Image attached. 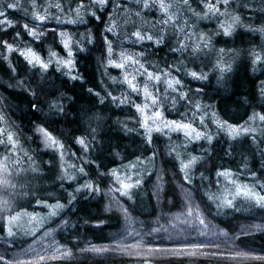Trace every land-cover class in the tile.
Wrapping results in <instances>:
<instances>
[{
	"label": "trees",
	"instance_id": "16d2710c",
	"mask_svg": "<svg viewBox=\"0 0 264 264\" xmlns=\"http://www.w3.org/2000/svg\"><path fill=\"white\" fill-rule=\"evenodd\" d=\"M126 2L132 3L133 6L130 13L122 11L119 14L117 23L125 20L128 24L124 28L119 24L114 30L116 35L107 34L113 44L111 58L115 63H124L126 70L108 66L109 55L103 44V30L109 15H116L111 4L103 13H98L101 16L100 20L85 17L86 24L64 22L58 24L52 18L43 25H37L39 30L48 33L43 43L32 40L24 32L25 23L32 25L31 13L25 16L23 11L8 10L9 19H12L17 27L9 28L6 33L0 31V39L9 42H12L17 32L21 33V39L17 44H30L42 56L49 55L50 42L53 38L50 30L53 28L57 32L63 31L72 35L76 40H80L83 34L89 32L94 38V43L86 44V50L83 52L79 51L78 47H73L76 52L74 55L76 69L72 74H79L83 77L82 80L73 81L62 72H56L54 67L49 68L44 74L47 76V81L43 86L48 91H55L56 97L63 96L60 102L65 106L64 114H53L47 119L44 114L33 111L30 103L32 96L22 90L28 87V83H31L34 89L41 85L40 71L31 69L18 53H11L8 59H4L6 52L0 49V115L5 117L4 121L0 122V128L11 130L19 143L27 147L32 156L42 155L52 161L57 151L46 148L37 132V126H46L53 136L65 143L69 153H75V156L66 155L64 163H75L78 167L83 164L88 173L87 176L78 175L76 183L67 180L59 182L58 187L63 191L66 208L54 221L43 228L44 230L54 228L67 220L68 223L62 226L63 228L56 230L58 248L70 250L73 255L59 260H46L44 264H146V260L147 264H264V261L250 257L232 258L237 252L264 255V230L257 228V225L264 228V208H259L254 202L248 201L245 204L240 202L246 208V212L230 209L219 212L216 207L219 201L213 202L208 199L209 196L223 199L231 195L228 191L225 193L224 176L218 177L216 175L218 171L228 170L233 178L257 192L260 191L256 184L264 185V157L252 144L251 136L233 142L229 140L226 132L217 129L216 123H211L215 119L212 115L213 111L220 120L226 119L233 125H243L254 111L264 114V98L259 93V85L264 81V61L254 65L251 56L252 50L260 51L261 47H264V34L250 30L264 27V13L255 9L258 0H249L248 7L241 6L242 0H230L228 12L239 15L242 21V26L237 27L231 36H224L220 28L222 21L230 22L225 16L201 18L204 13V0H189V7L183 6L182 0H165V3L179 4L180 7L171 9L170 15L173 20L163 28L158 5L141 10L135 7L134 0H126ZM22 3L28 4L27 0H22ZM63 3H69V0H63ZM78 3L80 0H75L72 6L75 7ZM137 11H140L139 16L135 15ZM221 11H225L223 5ZM140 28H143L147 34H153V41L147 39L142 43L135 41L131 33ZM157 32L165 36V43L159 46L155 43ZM200 35L211 36V50L193 51V47L199 43ZM180 41L185 42L189 47L183 52L173 53L171 49L177 48ZM220 49H224L223 54L220 53ZM52 50L57 55L65 54L59 44V37ZM127 56L139 60L147 71L161 75L159 83L154 81L148 83L149 92L158 101L155 106L152 105L151 100L145 99L141 88L145 85V79L147 81L146 73L141 74L143 69H140L139 64L132 65L131 62H127L125 59ZM167 65L180 67L183 71L173 70L170 76H163L162 73L168 71ZM228 66L231 67V71L223 73L227 83L225 90L217 81L221 76L220 69ZM189 71L204 73L209 79L193 80L187 75ZM125 75L129 78L135 76L134 83L141 90L139 93L132 92L124 83ZM173 78H179L182 82L183 87L179 91L189 92L191 89L189 96L192 102L176 100L177 93L172 92L167 83ZM51 85L54 87H50ZM198 87L203 88V92L199 95L195 92ZM89 88L93 89V93L99 92L100 95L89 93L87 91ZM108 92H112L118 100L113 102L107 95ZM44 99L45 97L41 96V100ZM51 99L53 98L48 97V100ZM101 99L104 100L103 104L100 103ZM121 100L125 102L121 104ZM195 101H199L202 105L210 104L212 108L202 109L193 116ZM136 104L141 105L142 108L147 105L145 113H153L156 108L167 120L192 123L196 128L205 129L206 133L213 135V144L209 146L206 140L190 142L179 134L166 136L153 132V143L148 146L145 142L144 130L139 123L143 115L136 111L134 107ZM107 105L110 106L108 111L104 109ZM47 112L48 108L45 104L43 113ZM94 114L106 115L103 125L111 127L108 129L109 132L100 129L102 120L90 122L89 117ZM201 116L204 118L203 125L200 124ZM127 117L136 120L133 134L121 131L118 126L120 120ZM259 123L257 120L253 126H259ZM97 124L99 127L95 140L92 141L91 128L97 127ZM77 136L89 138V152H85L75 144ZM232 147H235V151H232ZM259 147L264 149V144H260ZM41 149H46V152L40 153ZM205 149L211 153V156L204 155ZM153 153L156 154L155 160L149 161L148 158ZM180 153L181 158L198 157L199 162L191 173L193 183L186 187L193 190L192 202L200 206L207 224L216 228L217 233L222 232L226 235H218L217 238L208 240L197 234L201 237L198 238L195 234L197 224L178 237L172 233L171 240L165 233L148 234L152 227H156L155 221L161 214L174 217L185 211L186 194L181 187L183 173H180V163L177 159V154ZM137 157L145 160L148 166L141 177L143 181L141 187L133 190L132 200L120 197L118 193H110V188L119 185L114 184V179L110 175L101 176L100 173H108L113 169L118 172L126 164L137 161ZM85 161L87 163H84ZM86 182L98 185L100 194L91 198H86L88 197L86 192L76 194L77 199L72 205H68V193H75V189ZM157 188L162 189L159 200L153 195ZM105 192L117 201L114 203L117 204L115 209L108 207L110 198L106 197ZM120 204L129 210L130 220L126 231L123 225L125 215L119 207ZM160 222L165 223L164 220ZM242 230L246 234H242ZM138 233L141 235H137ZM118 234H123L120 239L125 244L142 241L141 254L109 252L96 255L81 252V249L91 245L114 246L116 241L113 237ZM209 241L214 242L213 246L199 250V254L195 256H174L165 252L147 256L145 252L149 246L167 249L177 246L178 243H209ZM11 242L10 247L3 242L0 243V255L13 257L14 254L21 259H32L35 254L24 255L30 245L37 253L49 256L53 254L35 246L36 243H33V237L30 236Z\"/></svg>",
	"mask_w": 264,
	"mask_h": 264
},
{
	"label": "snow or ice",
	"instance_id": "6c2138e0",
	"mask_svg": "<svg viewBox=\"0 0 264 264\" xmlns=\"http://www.w3.org/2000/svg\"><path fill=\"white\" fill-rule=\"evenodd\" d=\"M75 3V0H69V3L67 4V7L64 6L63 0H60V2H57L55 5H49V8L55 7L57 11L62 14L63 16L71 17V19H68L66 21L61 20V15H56L55 17H51L48 15L49 8H45L44 12L45 14L41 15L40 10L37 6V0H31L30 4L22 3V0H0V31L7 32L9 28L17 27V25L14 23L12 19H9L7 15L8 10L13 11H23L25 16H27L29 13H31V20L32 25L30 26L29 23H25L23 25L24 32L27 34L28 37H30L32 40L43 43L44 38L47 37V32L39 30L37 25H43L47 20L55 18L56 22L59 24L61 22L64 23H72V24H86L87 21L85 17H94L97 20L101 19V16L98 15V13H103L105 10H107L108 6L111 4L113 11L116 13V15H109L108 22L105 24L104 27V36H103V44L107 48V52L109 55L108 60V66L109 67H117L120 69L126 70V65L124 63H115L113 59L111 58L113 55V44L112 41L109 39L108 35L109 33H112L116 35L115 28L119 27V24L117 23V17L119 14L124 12H129L130 9L133 6L132 3H127L126 0H80V3L76 4V6L73 8V4ZM183 6L189 7V0H182ZM249 0H242V7H248ZM134 5L137 9H149L152 7H159L161 12V27L167 26L172 20L173 17L170 15V11L173 7H180L179 4H172V3H165V0H134ZM221 5L224 6L225 11H221ZM230 7V0H204V13L203 17L205 18L208 16H225L230 22L222 21L220 23V28L223 31L224 36H231L233 31L237 28L242 26L241 17L239 15H234L230 12H228V8ZM255 9H258L261 13H264V0H258V2L255 5ZM194 15L196 13H193ZM136 16L140 15V11H137L135 13ZM164 17H167L166 19ZM155 26V25H154ZM252 31L260 32L264 34V27L257 28V29H250ZM52 33V41L50 42V48H49V58L45 60L30 44H17V41L21 39V33L17 32L16 36L13 38L12 42H9L8 40H2L0 39V49H2L4 52L11 54V53H18L20 57L23 58V60L26 62V64L31 69H38L41 73V85H38L37 88H33L31 86V83H28V87L23 88L22 90L26 92L28 95L32 96V100L30 101L31 107L33 111L39 112L45 115V118L47 119L53 114L60 115L64 114L65 112V106L60 102V100L63 99V96L56 97L55 91H48L43 86L44 83L47 81V76L44 75L48 72L49 67L52 65L53 60L55 61L56 65V72H62L64 75L68 76L71 80H82L83 77L79 74H72L73 71L76 69V61L74 59V53H73V47H78L79 51L83 52L86 50V44H93L94 38L92 34L85 33L83 34L82 38L80 40H76L72 35H69L66 32L60 31L57 32L56 29L50 30ZM155 43L157 46L165 43V36L161 34L160 32H157L156 34ZM131 36L135 38V41L137 42H143L145 39L148 41H153V34H147L143 28L137 29L136 31H133L131 33ZM57 37H59V44L63 47L64 51L67 53L66 59H61L55 51L52 50L54 46H56L57 43ZM117 39H119V36L117 35ZM199 43H197L193 47L194 52H199L202 49H210L211 44V36H205L200 35L198 37ZM85 46H81V45ZM189 45L186 44L183 41L179 42V45L177 48H172L171 51L173 53L180 51L183 52L186 48H188ZM211 50V49H210ZM220 53H224V49H220ZM264 47H261L260 51L252 50L251 56H252V63L259 64L262 61H264ZM142 55V54H141ZM4 59H8V56L5 55ZM103 59V57H102ZM127 61H130L132 65L139 64L140 69H143V73H146L147 75V81L144 85L143 92L146 100H151V103L153 106H155L158 101L156 97L149 92L148 90V83L149 82H156L159 83L161 80V75H156L153 72L147 71V69L144 67L143 64L140 63L139 60L134 59L132 56H127L125 58ZM168 71L163 72V76H170L171 72L175 70L176 72L183 71L180 67H174L173 65H167ZM13 71H15V68H13ZM221 76L218 79L217 83L223 87L225 90L227 89V83L226 79L223 75L225 71H231V67L228 66L227 68H221ZM188 76H190L193 80H199V81H206L209 79V77L204 73H197L196 71H189L187 73ZM115 79V78H113ZM135 81V76H132L129 78L128 75L124 76V83H126L132 92L139 93L141 90L137 86ZM22 84L24 82H21ZM168 87L171 89L172 92L177 93V99L178 100H189L191 101V97L189 96V92H182L179 91L180 88L183 87L182 82L179 78H173L169 79L167 81ZM50 87H54V85H51ZM89 93H92L96 96H99L100 93L96 92L93 93V89L89 88L87 90ZM196 94L199 95L203 92V88L198 87L195 90ZM259 93L262 98H264V81H262L259 85ZM107 95L111 97L112 101L115 102L118 100V97L113 95L112 92H108ZM41 96H44L45 99L42 101ZM48 97H52L53 99L48 100ZM127 99V98H125ZM125 100H121L120 103L123 104ZM101 104L104 103V100L101 99ZM47 105L48 112L43 113V107L44 105ZM137 112H140L143 115V119L139 121L140 127L144 130V137L145 142L148 146H151L153 143L152 140V133L153 132H161L163 133L165 129L168 131H184V134L188 141H201L206 140L208 145L211 146L213 144L214 137L210 133H206L204 131H198L192 123H184V122H177L175 120L173 121H164L163 115L161 111L154 108L152 116H147L144 112V109L147 108V105H145L143 108L141 105L136 104L134 105ZM194 108L195 112L193 113V116H195L196 113H199L202 111V109L207 110L212 108V105H202L199 101L194 102ZM214 119V123H216L217 129L221 132H226L228 138L230 141H237L239 137L244 136L248 137L251 136L252 138V144L256 147L257 150L260 151V155L264 157V149H260L259 145L264 144V114H261L260 112H253L251 116L248 117V120L245 121L243 125H233L230 124L226 119L220 120L217 117V114L213 111L212 113ZM5 117L3 115H0V122H3ZM103 119L100 115H93L92 117H89L90 122L92 120L95 121H101ZM259 121V126H253L256 121ZM200 124H204V118L203 116L200 117ZM99 127V124H97V127L91 128V140H95V134L97 132V128ZM128 131H131V129H128ZM37 132L42 137V143L45 145L46 148H50L53 151H57L60 156L61 160V175L59 176V179L61 182L67 180L69 182L76 181L78 179V175L87 176L88 173L85 171V168L83 167V164L81 166H77L75 163L68 165L67 168L64 167V160L66 155L75 156V153H69L68 148L61 140L57 139L55 136L52 135V133L47 129L46 126H37ZM89 138L85 136H77L75 137V144L79 145L85 152H89ZM0 146H3L5 150L10 153L11 155H5L4 161H8L13 156L16 155V151L19 147V141L17 137L14 135V133L6 128H0ZM231 147V145H230ZM174 151V150H173ZM232 151H235V147H232ZM171 154V152H170ZM25 157L29 161H33V157L28 155L27 152L24 153ZM204 155L211 156V153L208 152L207 149L204 150ZM156 154L153 153L151 157H149V161L155 160ZM177 159L180 163V173H183V182H182V189L185 191L186 199L184 201L186 211L174 216V217H166L165 215L161 214L159 217H157L155 224L156 227H152L149 235L152 234H161L165 233L168 235V238L171 240L173 239L172 233H175V235L178 237L181 233H184L187 231V229L192 228L194 224H198L202 226L203 229H208V224L206 223V220L203 216V213L201 212L200 206L194 205L192 202V192L193 190L190 186L193 183V180L191 179V173L192 170L196 167L197 163L199 162L198 157L191 156L181 158L179 154H177ZM137 162L143 164V160L140 157H137ZM16 165L19 166L20 161H15ZM84 163H87L85 161ZM129 167L135 168L136 165L132 164ZM68 169H71L72 172L70 173ZM0 171L7 172V164L3 163L0 164ZM32 171H36L35 168L32 169ZM101 176L110 175L114 179V184L119 185L118 187H112L109 189L110 193H118L120 197L126 198L127 200H132L133 198V190L138 189L141 187L143 181L141 178V175L137 173V176L135 180L131 176H125L121 178L120 175H118L117 170L113 169L108 173H100ZM151 175V173H149ZM218 177L220 176H229L231 173L228 170L224 171H218L216 173ZM203 178V177H201ZM9 183L7 176L0 178V186L7 185ZM12 187H15L14 185ZM261 189H264V185H260ZM162 189L157 188V190L153 193L154 196L157 197L159 200L160 193ZM87 193L88 197L91 198L92 196L99 195L100 194V188L98 185L92 183V182H86L80 186H78L75 189V193H68V205H72L73 202L77 199L76 194L80 193ZM236 196H244L245 198L249 199L250 201H253L255 206L259 208H264V194H261V192L254 191L251 188H248L247 185L236 186L235 190ZM115 199V198H114ZM209 200L216 202L217 209L221 208H233L234 207V197L233 198H227L224 197L221 199L220 197H214L209 196ZM37 203H40V201H37ZM11 200H2L0 201V215L3 216V222H2V228L3 231L6 232L7 239L6 243H9V247L11 246V240L14 239L18 232L22 230V225L19 224L20 220V214L13 215L12 209L10 207ZM46 207H51L52 211L49 213L50 216H56L58 214V211L62 210L65 205L60 203L59 201L56 202L55 205L49 206L45 205ZM121 208L123 214L125 215V219H128V208L124 207L122 204L119 205ZM7 213L4 215V213ZM36 218L32 217V220L29 221V223H32V221H35ZM164 220L165 223H161L160 221ZM38 223H42L43 220L37 221ZM65 225L68 223L67 220L63 222ZM257 228L260 230H264V228H261V226L257 225ZM29 234L33 237V243H38L35 240V237L37 235V230H29ZM213 235H226V233H216L213 232ZM242 234H246L244 230H242ZM47 236L48 233H45ZM141 235V234H137ZM200 235H206L205 231H201ZM123 236V234H118L117 236L113 237V240L116 241L114 246L111 247H98L96 245H91L87 248L81 249V252H87V253H93L96 255H103L105 253L109 252H121L126 253L128 255H132L133 252H135L137 255L141 254V244L142 241H138L136 244H125L121 241L120 237ZM214 242L209 241V243H178L177 246L172 248H159V247H147L145 249V252L147 256H152L153 254L165 252L170 253L174 256H181V255H191L195 256L199 254V250L208 248L210 246H213ZM218 247V245H215ZM45 252H47V249H45ZM59 253V255H57ZM30 254H35L34 258L32 259H21L19 257H7L6 255H0V264H44L46 260H59L63 259L65 257H70L73 255V253L70 250H61L60 248H56L52 255H43L36 252V249L33 248L31 245L29 247L28 251L24 252L25 256H29ZM212 255H216V253H212ZM239 257H245V258H252L255 260L264 261V255H251L248 252H237L235 256H233V259L239 258ZM147 264V260H146Z\"/></svg>",
	"mask_w": 264,
	"mask_h": 264
},
{
	"label": "rangeland",
	"instance_id": "374dc122",
	"mask_svg": "<svg viewBox=\"0 0 264 264\" xmlns=\"http://www.w3.org/2000/svg\"><path fill=\"white\" fill-rule=\"evenodd\" d=\"M57 2H60V0H37V6L38 9L40 10V14L43 15L45 14L44 9L49 8V5H55ZM27 3L30 4L31 0H27ZM65 7H67L68 3H63ZM74 8V7H73ZM48 15L51 17H55L56 15H61V20L66 21L68 19H71V17H63L62 14H60L55 7L49 8L48 10ZM55 19V18H53ZM120 27L124 28L128 23H126L125 20L120 21ZM70 35V34H69ZM61 46V45H60ZM62 47V46H61ZM63 48V47H62ZM64 50V49H63ZM73 53L75 55V50L73 48ZM7 56H10V54L6 53ZM42 56V55H41ZM58 56L61 59H66L67 58V53L65 52L64 55H59ZM45 60L49 58V55H43L42 56ZM130 62V61H127ZM131 64V63H130ZM131 66V65H130ZM54 67L56 69L55 61L53 60L52 65L49 67ZM147 77V75L145 76ZM146 83V79L144 84ZM142 90L144 88V85L141 86ZM177 101H180L176 99ZM109 105L104 106V109L108 111ZM146 109V108H145ZM144 109V111H145ZM148 110V109H147ZM147 116H152V112L145 113ZM102 124L100 123V129L102 131H105L106 133L109 132L108 129L111 127L103 125L104 120L106 119V115L102 116ZM164 121H172V120H167L163 117ZM135 123L136 120L132 117H127L123 118L120 120V125H118L121 129V131H125L129 134H133L135 131ZM213 123V121L211 122ZM207 127V126H206ZM196 128V127H195ZM128 129H131V131H128ZM198 131H205L203 128H196ZM160 133L161 135L164 134L166 136L172 135V134H179L183 138L187 139L184 131H168L165 129L163 133L161 132H156ZM244 136H241L238 138V140L243 139ZM105 141V140H103ZM102 141H100L101 143ZM27 152L28 155L32 156L29 153V150L27 147L24 145H21L19 143V147L16 151V155L13 156L11 159L8 161H4V156L5 155H11L8 153L3 146H0V164L6 163L7 164V172L0 171V178H3L7 176V179L9 183L7 185L0 186V201L2 200H11V209H12V214H20V220L19 224L22 225V230L18 232L17 236L12 239L11 241H16L21 239L22 237L26 238L28 236L32 237L29 234V230H37V237H35V240L38 242L36 243L35 246L40 247L41 249L49 252V254L53 253L56 248H58L59 242L56 234V230L58 228H63L62 226H65L63 222L57 224L54 228L46 229L43 228L44 226L50 224L52 221H54L58 215L66 208V203L64 202L63 199V191L59 189L58 185L60 182L59 176L62 174L61 173V160L58 152H55V156L52 161L47 160L45 157L41 156H32L33 161H29L24 153ZM46 152V149H41L40 153ZM181 153L179 154V156ZM181 157V156H180ZM19 160L20 164L19 166L16 165L15 161ZM179 161V160H178ZM64 163V162H63ZM72 164V163H70ZM69 163L65 164L64 167L67 168ZM135 164V168L129 167L130 165ZM148 165L145 164V160H143V164L135 161L129 164H126L122 168L118 170V175L121 176V178L125 176H131L133 180H135L137 173H139L142 177V175L145 172V169L147 168ZM35 168L36 171H32V169ZM68 171L71 173L72 170L68 169ZM78 180V179H77ZM76 181H71L72 183H76ZM224 182H225V187L223 188L225 193L227 191L229 192L230 197L233 198V203L234 207L233 208H221L217 209L219 212L222 211L223 209H230L233 211L237 212H246V208L243 207V204L247 203L250 201L249 199L245 198L244 196H236L235 195V190L236 186H244L247 184H241L238 179L233 178L231 175L229 176H224ZM15 187H12V186ZM258 190L261 192V194H264V189H261L259 184H256ZM249 188V187H248ZM252 189V188H251ZM106 197H109V205L108 207L111 209H115L117 207V201L109 194L105 192ZM67 196V195H66ZM37 201H40V203H37ZM59 201L60 203L64 204L65 207L58 211V214L56 216H50L49 213L52 211L51 207H46L45 205L53 206L56 204V202ZM240 202H243V204ZM253 202V201H250ZM186 211V208H185ZM7 213L5 212L4 215ZM32 217H35L36 220L32 221V223H29L30 220H32ZM43 220L42 223H38L37 221ZM129 218L126 220L125 218L123 219V225H124V230H127V224H128ZM2 222H3V216L0 215V243L3 242L6 244V246H9V243H6L7 235L6 232L3 231L2 228ZM207 223V222H206ZM198 225V224H197ZM209 226V225H208ZM205 231L206 235H203L204 238L211 240L214 238H217L218 235H213L212 233L215 232L217 233V229L214 228L213 226H209L208 229H203L202 226L198 225L197 229H195V234H199L201 231ZM45 233H48L46 236ZM198 236V235H197ZM202 236V235H200ZM198 236V238H201ZM203 239V238H202ZM204 240V239H203ZM12 244V242H11ZM34 246V247H35ZM63 250V249H61ZM45 252V251H44ZM47 253V252H46ZM13 257H18L17 255L13 254Z\"/></svg>",
	"mask_w": 264,
	"mask_h": 264
}]
</instances>
